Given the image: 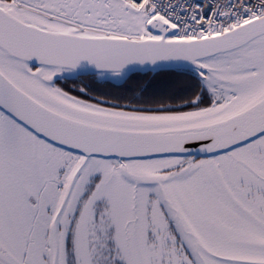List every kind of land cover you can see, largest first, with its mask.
Instances as JSON below:
<instances>
[{"label": "snow or ice", "instance_id": "obj_1", "mask_svg": "<svg viewBox=\"0 0 264 264\" xmlns=\"http://www.w3.org/2000/svg\"><path fill=\"white\" fill-rule=\"evenodd\" d=\"M0 264H264V0H0Z\"/></svg>", "mask_w": 264, "mask_h": 264}, {"label": "trees", "instance_id": "obj_2", "mask_svg": "<svg viewBox=\"0 0 264 264\" xmlns=\"http://www.w3.org/2000/svg\"><path fill=\"white\" fill-rule=\"evenodd\" d=\"M151 74H149L150 76ZM89 80L90 82L93 83V87L97 88L101 91H106V92H113V93H118L121 91L120 86L116 85L115 82H107V83H100L96 84L94 81H91V78H85ZM123 87H127V85H124Z\"/></svg>", "mask_w": 264, "mask_h": 264}]
</instances>
